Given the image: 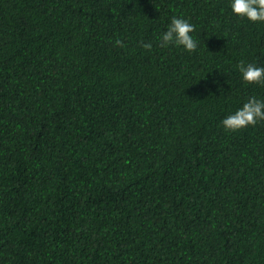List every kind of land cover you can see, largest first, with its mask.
Instances as JSON below:
<instances>
[{
  "label": "trees",
  "instance_id": "16d2710c",
  "mask_svg": "<svg viewBox=\"0 0 264 264\" xmlns=\"http://www.w3.org/2000/svg\"><path fill=\"white\" fill-rule=\"evenodd\" d=\"M174 15L195 51L159 43ZM240 61L264 22L229 0H0V264H264Z\"/></svg>",
  "mask_w": 264,
  "mask_h": 264
},
{
  "label": "clouds",
  "instance_id": "9594fccd",
  "mask_svg": "<svg viewBox=\"0 0 264 264\" xmlns=\"http://www.w3.org/2000/svg\"><path fill=\"white\" fill-rule=\"evenodd\" d=\"M233 14L238 18L249 21L264 22V0H229ZM194 25L183 16H172L165 31L159 35L161 46L174 45L182 47L185 51L193 52L198 48V40L192 33ZM116 44H121L117 40ZM142 47L151 49V42H141ZM241 79L247 83L264 84V65L255 62L240 61L236 65ZM264 120V99L249 96L240 107L221 120L226 130H238L248 125H255Z\"/></svg>",
  "mask_w": 264,
  "mask_h": 264
}]
</instances>
